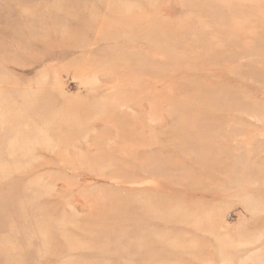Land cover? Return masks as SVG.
I'll use <instances>...</instances> for the list:
<instances>
[{
	"label": "rangeland",
	"instance_id": "1",
	"mask_svg": "<svg viewBox=\"0 0 264 264\" xmlns=\"http://www.w3.org/2000/svg\"><path fill=\"white\" fill-rule=\"evenodd\" d=\"M0 264H264V0H0Z\"/></svg>",
	"mask_w": 264,
	"mask_h": 264
}]
</instances>
